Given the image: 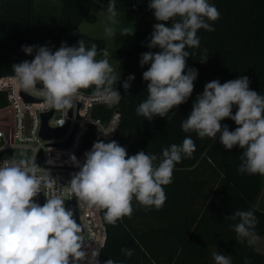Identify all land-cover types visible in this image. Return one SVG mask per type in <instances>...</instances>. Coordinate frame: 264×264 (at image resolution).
Listing matches in <instances>:
<instances>
[{"label":"clouds","instance_id":"9594fccd","mask_svg":"<svg viewBox=\"0 0 264 264\" xmlns=\"http://www.w3.org/2000/svg\"><path fill=\"white\" fill-rule=\"evenodd\" d=\"M148 8L154 10L157 21L148 47L159 51L142 54L140 66L150 65L143 72V80L148 82L147 98L136 108V114L151 121L157 115L167 117L191 97L198 71L188 67L187 58L192 54L186 49L199 48L198 30L215 31L210 22L218 21L221 13L209 0H150ZM106 11L104 33L113 37L117 35L114 26L119 23L116 0H109ZM169 21L171 26H166ZM119 34L133 32L124 27ZM21 50L34 58L12 65L14 79L21 91L41 99L50 109H72L82 90L88 89L108 107L123 98L115 88L121 75L110 63L107 48L99 49L94 42L89 46L80 39L74 46L62 42L55 51L35 45L22 46ZM208 56L205 50L200 61L206 62ZM134 79L129 75L124 81L125 93ZM249 85L244 75L223 84L219 80L207 82L181 128L185 133L195 132L200 139L216 140L219 134L225 149L238 146L243 150L238 173L264 176V95ZM226 118L237 125L234 131L221 124ZM195 151L191 136L180 145L164 148L159 157L143 150L128 155L117 141L98 139L85 152L83 163L70 155L79 170L66 186L38 166L35 155L25 151L13 154L0 162V264H100L99 252L93 251L89 257L84 229L73 218V211L66 208L64 193L70 192L89 208L105 210V222L115 226L124 217L131 218L134 201L146 211L160 210L176 165L184 158L191 159ZM40 193L46 198L43 205L36 201ZM225 219L239 221L233 225L238 243L247 241L252 246L256 242L258 220L253 211L238 210ZM121 252L129 258L134 255L132 249ZM212 257L215 264H232L231 257L219 251H213ZM104 264L118 262L109 258ZM245 264H250L247 258Z\"/></svg>","mask_w":264,"mask_h":264},{"label":"trees","instance_id":"16d2710c","mask_svg":"<svg viewBox=\"0 0 264 264\" xmlns=\"http://www.w3.org/2000/svg\"><path fill=\"white\" fill-rule=\"evenodd\" d=\"M34 1L0 0V77L14 75L13 64L33 59L21 49L35 45L37 32L44 33V45L68 39L69 46H74L84 39L89 46L94 42L99 49L105 48L102 38L80 33L77 27L82 21H94L93 9L107 8L109 0H59L56 13L36 12ZM149 2L116 0L117 10L134 14L133 45L111 53L121 75L115 88L123 98L116 106H95L92 115L106 123L113 110H118L119 122L112 140L125 147L128 155L143 150L159 157L164 148L182 144L186 136H191L196 151L191 159L184 158L176 165L173 182L165 186L167 200L160 210L146 211L134 201L131 218L124 217L115 226L105 222V210H100L105 237L97 259L100 264L109 258L118 264H215L212 253L219 251L230 256L232 264H245V258L250 264H264V255L254 244L237 242L233 225L239 221L225 219L238 210L253 211L258 220L255 233L258 237L264 234V210L256 206L262 176L238 173L243 150L238 146L225 149L219 134L216 140L200 139L195 132L185 133L181 128L207 82L219 80L223 84L244 75L250 80V89L264 95V0H209L221 18L210 22L215 31L198 30L199 48L186 49L192 54L187 58L188 67L198 71L194 91L167 117L157 115L151 121L136 114V108L147 98L148 82L143 80V72L150 65L140 66L142 54L159 51L148 47L157 23ZM165 23L171 26V21ZM205 50L209 56L202 63ZM129 75L135 79L125 93L122 85ZM6 102L5 93L0 91V107ZM236 110L234 106L233 114ZM221 124L230 131L237 127L227 118ZM98 139L100 130L91 125L83 138L85 149L89 151ZM123 248L134 250V255L126 257Z\"/></svg>","mask_w":264,"mask_h":264},{"label":"built area","instance_id":"2783aa9c","mask_svg":"<svg viewBox=\"0 0 264 264\" xmlns=\"http://www.w3.org/2000/svg\"><path fill=\"white\" fill-rule=\"evenodd\" d=\"M0 91L5 93L7 99L6 104L0 107V162L10 159L13 151H27L30 156L36 157L39 151H42V164L37 165L48 170L61 186H66L72 174L79 170L71 163L70 155H75L81 163L84 161V154L79 153V150L84 147L83 138L88 128L91 125L97 126L101 140L107 143L114 137L119 122L117 109L113 110L106 123L94 117L93 108L105 104L97 101L91 92L82 90L83 95L76 99L72 109L54 110L47 120L49 127L66 126L65 133L58 138H43L39 134L42 115L51 109L46 107L41 99L24 93L34 99L26 100L20 93L14 75L0 77ZM62 121L64 124L61 126ZM68 138V144L60 145ZM48 160L53 163L48 164ZM64 198L66 205V201L73 198V195L65 192ZM75 200L78 219L84 229L91 257L93 251H99L105 237L100 210L89 208L76 198ZM36 201L41 205L46 202L43 193L38 195Z\"/></svg>","mask_w":264,"mask_h":264},{"label":"rangeland","instance_id":"374dc122","mask_svg":"<svg viewBox=\"0 0 264 264\" xmlns=\"http://www.w3.org/2000/svg\"><path fill=\"white\" fill-rule=\"evenodd\" d=\"M34 8L36 12L39 13H56L60 9L59 0H35ZM107 8H95L93 9V14L96 19L94 21H82L78 27L77 31L83 34H87L91 37L102 38L105 41V48L108 49L109 52V61L113 65L114 68L118 67V61L112 58L111 53L114 50L130 47L133 45L135 40V30H134V14L131 11H119L117 10L118 16L117 19L119 23L115 25L116 36L107 37L104 33V28L106 26V15ZM124 27L129 28V31L133 32L132 35L122 36L119 33L122 31ZM46 41V37L44 33L37 32L35 34V46H48L53 49V51L59 49L61 44H57L53 41H50L44 45ZM43 44V45H42ZM34 58V56H33ZM99 58V57H98ZM14 154L18 153V151H13ZM27 152V151H25ZM28 153V152H27ZM263 182L260 193L256 200V206L259 209L264 210V176H262ZM254 246L257 250L261 251L264 255V234L256 240Z\"/></svg>","mask_w":264,"mask_h":264},{"label":"water","instance_id":"95a60500","mask_svg":"<svg viewBox=\"0 0 264 264\" xmlns=\"http://www.w3.org/2000/svg\"><path fill=\"white\" fill-rule=\"evenodd\" d=\"M63 43H66L69 46L68 39H66ZM38 87H42V86L38 85ZM20 93L26 100H34V99H31V98L27 97L24 94V92L21 91V90H20ZM54 110L55 109H51L50 111H48V112H46V113H44L42 115V124H41V128H40L39 134L43 138H58V137H61L66 131V126H63V127H49V125L47 124V120L51 116V114H52V112ZM69 140L70 139L68 138L66 141L61 142L60 145L68 144ZM85 152H87L85 147H82L79 150V153L85 154ZM42 161H43V153H42V151H39V153L37 154V157H36V163L37 164H42ZM65 206H66L67 209H70V210L73 211V213H74L73 218L76 220V222L78 224H80L79 219H78V212H77L75 197L73 196V198L67 200Z\"/></svg>","mask_w":264,"mask_h":264}]
</instances>
